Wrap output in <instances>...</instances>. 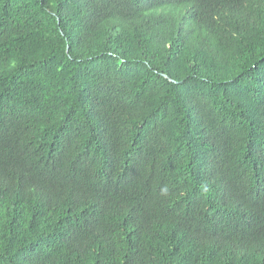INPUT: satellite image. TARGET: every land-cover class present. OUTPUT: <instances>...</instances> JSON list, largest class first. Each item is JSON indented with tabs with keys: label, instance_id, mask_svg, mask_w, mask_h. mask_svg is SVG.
<instances>
[{
	"label": "trees",
	"instance_id": "obj_1",
	"mask_svg": "<svg viewBox=\"0 0 264 264\" xmlns=\"http://www.w3.org/2000/svg\"><path fill=\"white\" fill-rule=\"evenodd\" d=\"M0 264H264V0H0Z\"/></svg>",
	"mask_w": 264,
	"mask_h": 264
}]
</instances>
